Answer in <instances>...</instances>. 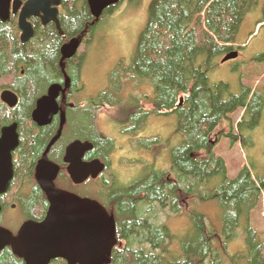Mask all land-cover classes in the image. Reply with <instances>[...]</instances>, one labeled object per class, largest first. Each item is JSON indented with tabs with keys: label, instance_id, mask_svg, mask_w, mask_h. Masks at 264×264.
Returning a JSON list of instances; mask_svg holds the SVG:
<instances>
[{
	"label": "trees",
	"instance_id": "obj_1",
	"mask_svg": "<svg viewBox=\"0 0 264 264\" xmlns=\"http://www.w3.org/2000/svg\"><path fill=\"white\" fill-rule=\"evenodd\" d=\"M139 3L140 0L133 2ZM256 5L257 0H152L148 22L139 36L131 66L120 65L113 71L109 90L89 101L88 107H81L82 101L76 98L84 59L76 56L73 61H66L65 72L61 49L71 39L86 42L88 36L93 37L118 5L109 8L103 18L96 21L88 0H62L60 22L64 36L54 24L41 28L39 20L33 19L36 36L26 45L20 41L16 16L12 15L7 24L0 21V94L9 89L19 98L14 109L0 102V133L3 127L17 123L21 137L10 190L0 196L4 212L14 210L12 207L16 205L15 210L20 211L24 221L41 222L46 216L49 203L35 181L34 171L58 135L61 122L54 118L49 126L41 128L33 122L32 114L49 87L63 85L68 76L72 86L67 102L71 101L74 107L61 101L67 122L61 137L50 148L49 158L75 139L94 143L95 153L100 146L114 148V140L98 133L96 116L91 112L105 105L112 108V117L120 127H125L126 120L135 122L141 112L144 127L146 114L175 115L176 132L183 139L180 146L172 150L169 170L154 171L120 189L115 187L117 179L106 177L108 169L93 182L98 192L93 197H85L102 204L116 222L118 244L110 264H226L227 261L229 264H264V241L250 224L251 213L262 199L264 179H254L248 168L242 169L235 179H228L224 159L217 157L213 150L215 132L238 110L244 111L237 124L238 133L231 131L222 136L230 138L232 143L241 140L245 148L252 146L250 141L247 143L248 136L260 125L264 95L246 86H242L240 94L233 95L227 84L215 87L209 84V74L216 69L217 61L221 62L233 51H240L235 45L237 36L246 16ZM256 61L264 63V55L258 56ZM128 76L151 83L155 90L151 110L146 111L137 96L123 98V79ZM216 179H222L220 185L208 190ZM56 186L81 195L64 169ZM107 192L110 197L104 196ZM136 196H143L138 207ZM109 199L114 201L116 209L111 210L107 205ZM189 199H195L196 203L217 201L223 213L222 241L208 228L204 214L196 210L191 211L190 232L180 239L167 225L160 223L161 211L169 212L170 217L182 216ZM4 212L0 215V226ZM241 226L245 229L246 249L231 255L228 245L238 237ZM175 243H179L177 250L173 249ZM0 264L25 262L6 248L0 253ZM50 264L68 263L57 259Z\"/></svg>",
	"mask_w": 264,
	"mask_h": 264
},
{
	"label": "rangeland",
	"instance_id": "obj_2",
	"mask_svg": "<svg viewBox=\"0 0 264 264\" xmlns=\"http://www.w3.org/2000/svg\"><path fill=\"white\" fill-rule=\"evenodd\" d=\"M151 1L140 0L139 5L133 4L134 0L132 2L123 1L112 14L107 15L93 37L88 36L86 42L82 40L78 56L83 57L84 63L78 84L80 92L76 94V98L83 104L86 105L89 101L97 99L101 93L109 90L110 74L120 65L131 66L139 36L148 22ZM263 19L264 0H257V5L246 16L236 39L235 45L240 48L239 57L226 63H221L218 60L216 69L209 74L210 86L227 84L233 95L240 94L242 86H246L252 92L264 95V63L256 61L258 56L264 55V23H261ZM65 68H67L66 64ZM123 83H125L122 90L123 98L137 96L141 99L145 110H151L155 99V90L151 83L140 82L131 76H128L127 79L124 78ZM94 114L98 133L106 138L114 139L115 146H117L113 156L114 163L111 166L116 174L114 178L118 177V183L127 187L137 180L144 179L154 171L170 169L172 150L180 146L183 141L176 132L177 117L175 115L149 117L151 119L142 131V138L158 137L159 142L151 148H146L151 145L148 141L144 145L145 147L138 146L134 149L128 147V139L122 138L120 129L110 119L113 115L110 106L106 105ZM243 115L244 111L242 110L229 115V120L225 121L215 132L213 150L217 157L224 159L228 179H235L244 168L250 170L254 179H264V110L260 125L248 136L247 143L250 141L252 146L249 145L245 148L241 140L232 143L230 138L222 136L231 131L237 134V124ZM130 161L134 162L130 163ZM171 179H174V176H171ZM221 182L222 179L212 181L208 190L212 191ZM79 192L93 197L98 190L95 187L93 192ZM184 210L182 216L179 217H170L169 212L161 211L159 214L160 223L167 225L172 233L180 239L190 232L192 228L191 211L196 210L204 214L208 228L216 233L221 241L223 240V213L217 201L196 203L195 199H189ZM4 217L1 227L13 232H16L25 222L18 210L7 209L4 212ZM250 224L264 241V192L258 207L251 213ZM228 247L231 255L246 249L244 226L239 228L238 237L229 243ZM178 248L179 243H175L173 249L177 250ZM226 264L229 262L227 261Z\"/></svg>",
	"mask_w": 264,
	"mask_h": 264
},
{
	"label": "water",
	"instance_id": "obj_3",
	"mask_svg": "<svg viewBox=\"0 0 264 264\" xmlns=\"http://www.w3.org/2000/svg\"><path fill=\"white\" fill-rule=\"evenodd\" d=\"M119 1L88 0V4L92 16L99 20L107 9L117 5ZM60 6L61 0H28L25 3L22 0H0V21L7 24L11 15L17 16L20 41L26 45L35 36L31 23L33 18L40 19L44 26L56 24L59 34H64L58 18ZM80 45L81 40L78 38L63 45V71L64 62L77 55ZM238 57L239 52L233 51L221 63ZM71 85L72 81L68 76L64 85H51L48 93L38 100L32 114L33 122L41 128L49 126L54 117L61 114L60 131L37 164L35 172L36 180L49 202L45 219L42 222H25L17 234L0 226V253L10 248L25 264H50L57 259H63L68 264H110L114 248L118 244L115 218L105 207L97 201L81 198L55 186L60 168L48 159L47 154L61 136L66 123V116L60 109L58 99L61 94L67 93ZM0 99L11 109L19 103L17 94L9 89L1 93ZM18 128L17 123H12L2 128L0 133V196L9 192L14 178V153L20 145ZM93 148L92 143L79 140L67 148L65 162L69 164L68 174L76 185L83 184L89 178L97 179L106 169L101 160L91 163L83 161L84 155ZM2 212L0 204V215Z\"/></svg>",
	"mask_w": 264,
	"mask_h": 264
},
{
	"label": "flooded vegetation",
	"instance_id": "obj_4",
	"mask_svg": "<svg viewBox=\"0 0 264 264\" xmlns=\"http://www.w3.org/2000/svg\"><path fill=\"white\" fill-rule=\"evenodd\" d=\"M121 1V0H120ZM119 1V2H120ZM89 5V4H88ZM89 9H90V7H89ZM62 11H63V6H62V0H61V6H60V8H59V15H58V18H59V21H60V15H61V13H62ZM91 12V11H90ZM15 16V15H14ZM17 17V16H16ZM18 18V17H17ZM32 20L33 19H31V23L33 24V22H32ZM36 20H39V23H40V25H41V28H46L47 26H49V25H51V24H54V23H50V24H48L47 26H44L42 23H41V21H40V19H36ZM11 21V20H10ZM55 26H56V24H54ZM60 25H61V22H60ZM33 26H34V24H33ZM57 28V27H56ZM34 29H35V27H34ZM62 29V28H61ZM58 30V29H57ZM64 32V31H63ZM65 34V33H64ZM64 34L63 35H61V36H64ZM35 36H36V29H35ZM34 36V37H35ZM72 40V39H71ZM70 40V41H71ZM69 41V42H70ZM77 56V55H76ZM75 56V57H76ZM74 59V58H73ZM71 61H73L72 59L71 60H69L68 61V63L69 62H71ZM66 72V71H65ZM66 80V79H65ZM64 85V84H63ZM1 95V94H0ZM67 93L65 94V95H63V94H61V96H60V98L58 99V104H59V106H60V109L64 112L65 110L63 109V107L61 106V101L62 100H65L66 102H67ZM59 100H60V102H59ZM67 105L69 106V105H71V107H74V104L71 102V101H69V102H67ZM90 105V103H87L86 105L85 104H81L80 106L81 107H88ZM112 109V108H111ZM140 110H142V107H140L139 108ZM92 113H95V111L94 110H92L91 111ZM138 113V112H137ZM151 116H153V117H157V116H154V115H152V114H146V126H147V124H148V122H149V120L151 119H149V117H151ZM54 118H58L59 120H60V122H61V114H59V115H57L56 117H54ZM110 119H112L113 120V122L115 123V121H114V119H113V117H111ZM144 121H145V119L143 118V114H142V112L140 113V114H138V116H137V118H136V120H135V122H133V121H130V120H126V124H125V127H120V126H118L116 123V125H117V127L120 129V131H121V133H122V135H123V137L122 138H126V139H128V143H129V146L128 147H133L134 149L135 148H137L138 146H143V147H145L144 146V144H143V141H149L148 143H150L151 145L150 146H148V147H146V148H151L155 143H158L159 142V138L158 137H154V138H152L151 137V139H144V138H142V131H143V129L145 128L144 127ZM60 126H61V124H60ZM143 126V127H142ZM142 127V128H141ZM124 133V134H123ZM125 135V136H124ZM181 136V135H180ZM182 137V136H181ZM21 138V137H20ZM77 140H79V139H75L74 141H77ZM112 140H114V139H112ZM74 141H71L70 143H68L67 144V146L66 147H64L63 149H60V151H55L54 153H53V155H52V158H49V160L51 161V162H53V163H55L59 168H60V171H61V169H64V171L66 172V174L68 175V167H69V164L68 163H66L65 162V156H66V151H67V148H68V146L71 144V143H73ZM81 141V140H80ZM83 142H89V143H92V142H90V141H83ZM115 142V141H114ZM93 145H94V143H92ZM20 146V145H19ZM95 148H96V145H94V148H93V150L92 151H90V152H87L85 155H84V158H83V161L85 162V163H91V162H93V161H95V160H101L103 163H105V165H106V170L108 169V174H106V177H108V178H114V176H116V174L114 173V169L112 168V164L114 163L113 162V156H114V152L116 151V149H117V146H115V143H114V148H112V149H109V148H107L106 146H100V149H99V151L97 150V152L95 153L94 151H95ZM16 153V152H15ZM45 154V153H44ZM101 157H103V159H99V158H101ZM14 158H15V154H14ZM43 158V157H42ZM41 158V159H42ZM54 158L55 159H57V161H55L54 160ZM40 159V160H41ZM39 160V161H40ZM39 161H38V163H39ZM132 162H134V161H130V163H132ZM136 163H138V161H135ZM37 163V164H38ZM135 163V164H136ZM37 166V165H36ZM36 166H35V171H36ZM35 171H34V177H35ZM106 173V172H105ZM104 173V174H105ZM60 174V173H59ZM68 177H69V175H68ZM70 178V177H69ZM118 177H116V179H117ZM58 179V178H57ZM115 179V178H114ZM71 180V179H70ZM98 180V179H97ZM35 181H36V179H35ZM94 181H96L95 179H91V178H89L86 182H84L83 184H81V185H74V183H73V185L78 189V191H89V192H93L94 191V184H93V182ZM72 182V181H71ZM37 183V182H36ZM92 187V188H91ZM115 187L116 188H123V187H126V186H124V185H121L120 184V182L118 183H116L115 184ZM93 189V190H92ZM82 197H84V196H86L85 194H82L81 195ZM104 196H111V194L109 193L108 194V192L106 193V194H104ZM3 197V196H2ZM135 200H136V206L138 207V206H140L141 204H142V201H143V196H136L135 198H134ZM1 205H2V207H3V211H4V205L2 204V203H0ZM110 208H111V210H113V209H116V207H114V201H112L111 199H109V201H108V204H107ZM14 206H16V205H13V207ZM12 207V208H13ZM49 208V207H48ZM14 209V208H13ZM15 210V209H14ZM48 212V211H47ZM46 215H47V213H46ZM46 217V216H45Z\"/></svg>",
	"mask_w": 264,
	"mask_h": 264
},
{
	"label": "bare ground",
	"instance_id": "obj_5",
	"mask_svg": "<svg viewBox=\"0 0 264 264\" xmlns=\"http://www.w3.org/2000/svg\"><path fill=\"white\" fill-rule=\"evenodd\" d=\"M31 122V121H30ZM31 125V124H30ZM23 128V127H22ZM27 128V127H26ZM30 133V132H29Z\"/></svg>",
	"mask_w": 264,
	"mask_h": 264
}]
</instances>
